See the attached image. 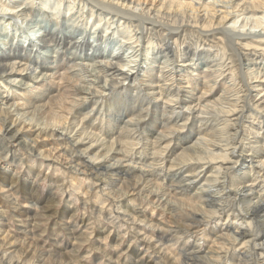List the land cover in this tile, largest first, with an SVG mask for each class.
<instances>
[{"label": "bare ground", "instance_id": "bare-ground-1", "mask_svg": "<svg viewBox=\"0 0 264 264\" xmlns=\"http://www.w3.org/2000/svg\"><path fill=\"white\" fill-rule=\"evenodd\" d=\"M71 1L0 12V194L22 231L31 239L34 205L49 212L58 185L133 229L126 264H264V0ZM86 2L121 15L128 37L95 35L105 13L87 30ZM40 6L70 17L44 23ZM30 9L43 26L27 37L17 23L30 25ZM243 14L261 30L232 28ZM70 196L60 218L71 225ZM3 212L0 263L72 264L66 246L47 257L13 240ZM116 228L96 237L115 241ZM180 231H200L204 254L194 238L172 252Z\"/></svg>", "mask_w": 264, "mask_h": 264}, {"label": "rangeland", "instance_id": "rangeland-1", "mask_svg": "<svg viewBox=\"0 0 264 264\" xmlns=\"http://www.w3.org/2000/svg\"><path fill=\"white\" fill-rule=\"evenodd\" d=\"M2 1H5V0H2ZM9 1L7 0L5 2L7 4H9L10 6H6L4 9H1L2 6L0 5V12L1 11L2 12L3 11H7V12L14 11V12H16V11L20 10L23 7V5L27 6V7H31L33 5H35V6L39 5V0H9ZM63 1L67 5V6H63L66 9H68L69 6H71L73 4L72 1L69 2L70 0L69 1L63 0ZM64 2H62V3H64ZM93 5H95V4H93ZM80 6L84 7L83 10L85 11V14L87 12V14H86L87 16L85 17V19L83 21L88 26L87 30H89V27L93 26V23L96 20H98L99 17H102L99 14L105 13L103 16L106 15L105 18L102 19V22L100 21L101 24L99 25L98 31H96V33H95V26H93L94 29H91L93 34L95 33V35H98L99 37H103V38L114 37L113 40L115 42L118 41V44H121L122 41L125 39V37H128L127 35L130 33V27H129V24H127L128 23L127 20H124V23L122 22L123 18L121 15L115 14L116 16L115 15L111 16V14L108 13V11H109L108 8H106L103 5H102L103 7L101 5L94 7L95 11L92 12L91 10L93 8L91 7L92 5L90 2H86L85 6L81 5V4H80ZM48 7L52 11H54L53 8H51V6H48ZM48 7H46V8L41 7V8H43L42 9V12H43L42 17H43L44 23L45 22L47 23V21H49V20H50L49 24H51L52 22H54V23L59 22L60 23L62 17H65V18L70 17L69 13L66 12V10H65V12L62 11L58 14L57 13L55 14V12H52L49 9H48L49 10L48 11L47 10ZM63 7H61V8H63ZM76 9H78V7H76ZM100 9H102V10H100ZM91 14H93L92 17H90ZM0 15H1V13H0ZM29 15H30L31 19L28 20V23L30 25H28L26 23H25V25H23L21 20L19 23H17V28L21 31H24L25 35L27 37L32 36L34 34V32H38L43 26V25L41 26V24H39L38 19H36L34 10L30 9ZM88 15H89V18H88ZM240 17H238L239 19L236 22L238 25L235 24V27H234V25H232L230 23V25H232V28H236V29L238 28V30L239 29H241V30L245 29V31L251 30V32H254L256 30L257 31L261 30V27L257 26V24H256V27H259L260 29L254 27L255 23H257L255 20V17H251L250 14H243ZM79 20H80V18L77 19L76 22H78ZM246 23H247V25H246ZM75 24H77V23H75ZM109 24L111 25L110 30L108 33H106V32H104V30H106L105 26H108ZM243 24L246 28L243 26ZM82 26H84V25H82ZM116 26H117V30H119V32H123L124 34L123 33L117 34L118 31L114 30V28ZM79 27H81V26H78V28ZM80 30H81V28H80ZM252 30H254V31H252ZM32 32H33V34H32ZM1 37H2V34H1ZM129 41H132V40H127V42H129ZM212 50H214V49H212ZM151 51H153V50H151ZM68 55H70V54H68ZM157 55H159V54H157ZM151 56H153V52L151 54L149 52L148 57H151ZM155 59H156V62L154 64H158V62H160L159 60L162 59L161 54H160V57H156ZM152 60L153 59H151V61ZM19 161L22 162L21 159H19ZM35 179H39V177L36 176ZM41 180H38L39 181V191L41 193H43V192L48 191L49 181L48 180H42L41 181ZM56 186H54L52 189L54 191V198H53L54 203H53V206L51 207V210L49 212L48 211L46 212L45 210H43L39 204L34 205L32 219L30 218L27 220L28 228L33 229V232H35V233H33V235H31V239L29 238L28 235H26L25 232L22 231V228H23L21 226L22 222H20V219L18 218V213L16 212L15 207H13V205H11L10 202H7V200L2 197V194H0V208H2V210L4 211L3 212L4 217H3V223H2L4 228L3 227L2 228L5 231V233L8 232L6 234L10 235L11 238L13 237L12 238L13 240H15V239L17 241L19 240V242H22V244H24V242H25L26 244L23 245L24 247L27 244H29L28 242L30 240L34 241L33 243L35 244V246L39 245L42 248H45V251H47L46 252L47 257H55V255L57 254V252L55 250L57 248L63 249L66 246V249L68 251L67 252L68 258L70 259L72 264H92V262H96L97 264L98 263H100V264H109V263L110 264H122L124 262L123 264H126L129 260V257L128 258L126 257L127 253H125V247L127 246L128 243L135 244L138 241V236L133 234L134 233L132 231L133 229L126 222L115 219L114 223H112L111 219L107 220L106 218L99 217L97 212L94 213L93 207L90 204L91 200L94 201L93 199H91L92 196L90 197V199H85L86 201L81 200L82 203L85 201L82 204L80 201H78L77 196L75 194H71L72 196H70L71 190L68 187H61L60 188V186H58V185H56ZM68 196H70L71 199L75 198L73 200V202L75 201V203H77V205L79 206V209H80V210H77L74 213H72L71 218L68 219V222H71V225L72 226L74 225L75 229L69 223L67 224L65 221H63L60 218L61 212L66 206L65 205L66 204L65 199H67ZM19 199H18V201L20 202L21 197ZM82 211H86V217L85 218H89V219L87 220L88 221L87 228L85 230L81 231V229L83 227L82 226L83 224L81 222V216L83 213ZM49 213H51L53 216L48 215ZM110 218H111V216H110ZM123 223H124V225H123ZM106 225L111 226L112 228L117 227L116 228L117 231L120 230L122 232L119 234V236H116L117 237V239L115 238L116 242L113 240V237L111 235H109V237H108V235H106L107 233L105 235H102L99 238L96 237L97 230L102 228V226H106ZM72 228L74 230H76V232H79L77 235H74V237H73V234L71 231ZM124 230H125V232H124ZM127 232H128V234H127ZM165 232L167 234L166 238H168L169 233L167 230H165ZM197 233L200 235H198ZM187 234H186L187 236L183 235L181 231L178 234L176 233V237L174 238V240L176 242L173 240V243L170 244V248H171L170 250L172 252L176 251L180 247H182V244L190 245L191 243H193L194 239H196V240L199 239L197 241V243L198 244L201 243V247L199 249H196L197 252L195 250H193V253H197V254H201V255L204 254V250H206V243H205L204 235L200 231H197L195 233L189 232ZM129 235H132L135 237H129ZM59 238H61V239L59 240ZM100 238H101V241L99 243L97 239H100ZM161 238H164V237L161 236ZM183 238H185V239H183ZM192 238H194V239H192ZM181 240H182V242H181ZM200 241H202V242L204 241V245ZM120 244H121V246H120ZM88 251H90V252H88ZM0 264H2V263H0Z\"/></svg>", "mask_w": 264, "mask_h": 264}]
</instances>
